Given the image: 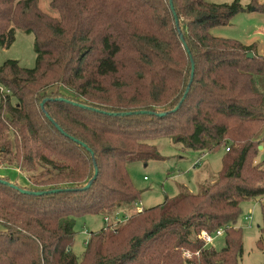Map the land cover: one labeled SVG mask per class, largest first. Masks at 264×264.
<instances>
[{"label": "trees", "instance_id": "16d2710c", "mask_svg": "<svg viewBox=\"0 0 264 264\" xmlns=\"http://www.w3.org/2000/svg\"><path fill=\"white\" fill-rule=\"evenodd\" d=\"M39 1L0 0V46L21 29L36 53L32 68L0 65V166L28 181L0 176V264H240L239 204L264 197V54L210 29L246 7L44 0L45 12ZM162 137L200 153L224 147L222 169L197 193L138 209L128 166L160 158ZM86 214L108 219L78 258L74 223ZM218 229L220 249L198 237Z\"/></svg>", "mask_w": 264, "mask_h": 264}, {"label": "rangeland", "instance_id": "374dc122", "mask_svg": "<svg viewBox=\"0 0 264 264\" xmlns=\"http://www.w3.org/2000/svg\"><path fill=\"white\" fill-rule=\"evenodd\" d=\"M206 1L231 3L233 0ZM238 1L246 10L237 13L227 24L211 28L210 33L216 37L239 40L246 45L255 44L256 49L264 54V13L255 10L256 5H264V0ZM38 6L45 12H51L44 0H40ZM33 43V35L16 29L14 42L8 47L0 46V65L6 60H16L19 65L32 68L36 59ZM0 89L3 87L0 86ZM261 143L263 148L258 151L259 160L264 159V139ZM154 146L160 158L148 159L146 163L134 161L128 166L130 179L141 191L140 200L135 205L138 209L160 204L166 196H176L186 190L197 193L201 184L208 183L222 169L224 147L200 153L185 149L179 143L175 144L164 137L154 141ZM4 174L16 182H28L25 175L13 166L1 165L0 176ZM239 207L240 214L235 221V227L240 228L242 238L239 263L264 264V249L257 246L259 239L264 241V197L244 199ZM128 215V210H121L116 216H109L108 223L113 227L117 220L122 221ZM247 216L248 219L245 218ZM105 223V216L102 214H86L75 220L72 250L76 257L79 258L85 249L84 242L88 234L99 230ZM224 244V235L221 234L214 235L209 246L220 249Z\"/></svg>", "mask_w": 264, "mask_h": 264}, {"label": "water", "instance_id": "95a60500", "mask_svg": "<svg viewBox=\"0 0 264 264\" xmlns=\"http://www.w3.org/2000/svg\"><path fill=\"white\" fill-rule=\"evenodd\" d=\"M171 1L172 0H169V2H170V4H171ZM171 7H172V4H171ZM173 8V7H172ZM181 38H182V42H183V45H184V47H186V43H185V41H184V39H183V37H182V35H181ZM247 56L248 57H252V53L251 52H249L248 54H247ZM191 67H192V70H191V76L193 75V64H191ZM47 116V115H46ZM48 117V116H47ZM49 118V117H48ZM49 119H51V121L53 122V124L57 127V129L59 130V131H62V129L57 125V123L52 119V118H49ZM77 143H79L81 146H83V147H86V145H85V143L84 142H81V141H79V140H77V139H74ZM89 151H90V148H88V147H86ZM259 149H262V145H259ZM96 174H97V170L95 171V173H94V175H93V177L90 179V181L84 186V188H88L89 186H90V184L94 181V179H95V177H96ZM0 181L1 182H7L6 180L5 181H3V180H1L0 179ZM12 186H14L12 183H10ZM20 191H25V192H27V193H30V191H28V190H24V189H19ZM56 190H59V189H53L52 191H56ZM51 191V192H52Z\"/></svg>", "mask_w": 264, "mask_h": 264}, {"label": "built area", "instance_id": "2783aa9c", "mask_svg": "<svg viewBox=\"0 0 264 264\" xmlns=\"http://www.w3.org/2000/svg\"><path fill=\"white\" fill-rule=\"evenodd\" d=\"M228 150V148H227ZM246 219L249 218V216L245 217ZM108 218L105 217V220H107ZM222 230L221 229H218L214 235H221L222 234ZM214 235L213 234H208L206 231L202 230L199 234H198V237L201 238L202 240H204L205 244H210L212 241H213V238H214ZM185 256L187 257H190V253L185 251L184 253Z\"/></svg>", "mask_w": 264, "mask_h": 264}, {"label": "crops", "instance_id": "0c3cea01", "mask_svg": "<svg viewBox=\"0 0 264 264\" xmlns=\"http://www.w3.org/2000/svg\"><path fill=\"white\" fill-rule=\"evenodd\" d=\"M263 148V147H262Z\"/></svg>", "mask_w": 264, "mask_h": 264}]
</instances>
